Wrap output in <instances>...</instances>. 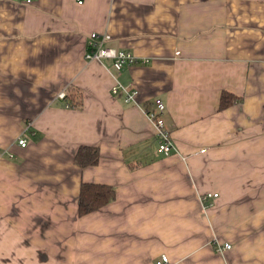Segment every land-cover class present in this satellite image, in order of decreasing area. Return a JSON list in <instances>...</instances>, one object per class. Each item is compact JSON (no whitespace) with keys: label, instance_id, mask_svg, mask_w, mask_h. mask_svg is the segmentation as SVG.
<instances>
[{"label":"crops","instance_id":"crops-1","mask_svg":"<svg viewBox=\"0 0 264 264\" xmlns=\"http://www.w3.org/2000/svg\"><path fill=\"white\" fill-rule=\"evenodd\" d=\"M92 33L148 64L87 62ZM224 92L240 102L220 111ZM82 147L99 163L80 167ZM83 183L116 197L80 216ZM162 255L264 264V0H0V264Z\"/></svg>","mask_w":264,"mask_h":264},{"label":"built area","instance_id":"built-area-1","mask_svg":"<svg viewBox=\"0 0 264 264\" xmlns=\"http://www.w3.org/2000/svg\"><path fill=\"white\" fill-rule=\"evenodd\" d=\"M24 3L30 0H21ZM79 5H83L85 0H76ZM111 39L110 35H99L97 33H92L90 35V46L88 52L85 56L87 62L100 61V60H111L113 66L117 71H122L124 68L132 67L139 64H148V61H140L135 55L126 51H119L106 46V43ZM122 89L121 85H116L113 87V93L115 95L119 94ZM135 92L131 93L130 99H133ZM58 98L64 100L66 98V93L62 92L58 95ZM155 110L147 113L149 121L153 124L156 134L159 138V148L165 155H170L172 150L175 148L174 140L172 139L171 133L166 129L162 115L166 110V105L160 99L155 100ZM19 145L22 148L27 147V141L25 139H19ZM217 194H209L208 198H216ZM232 245L225 244L218 247L219 252H225L231 250ZM156 264H170V260L167 255H162Z\"/></svg>","mask_w":264,"mask_h":264},{"label":"trees","instance_id":"trees-1","mask_svg":"<svg viewBox=\"0 0 264 264\" xmlns=\"http://www.w3.org/2000/svg\"><path fill=\"white\" fill-rule=\"evenodd\" d=\"M71 91V90H70ZM66 107L81 108L83 101L79 94L66 93ZM240 102L239 98L224 92L221 96L220 111ZM100 153L97 148L82 147L79 149L75 161L80 167L94 166L99 163ZM116 191L113 187L83 183L80 189L79 215L85 216L95 212L114 201Z\"/></svg>","mask_w":264,"mask_h":264},{"label":"rangeland","instance_id":"rangeland-1","mask_svg":"<svg viewBox=\"0 0 264 264\" xmlns=\"http://www.w3.org/2000/svg\"><path fill=\"white\" fill-rule=\"evenodd\" d=\"M83 264V263H82ZM156 264V263H155Z\"/></svg>","mask_w":264,"mask_h":264}]
</instances>
